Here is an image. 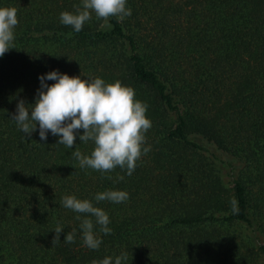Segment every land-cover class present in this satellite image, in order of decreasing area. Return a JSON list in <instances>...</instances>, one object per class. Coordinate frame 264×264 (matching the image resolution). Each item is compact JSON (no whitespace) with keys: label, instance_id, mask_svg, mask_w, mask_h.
<instances>
[{"label":"trees","instance_id":"trees-1","mask_svg":"<svg viewBox=\"0 0 264 264\" xmlns=\"http://www.w3.org/2000/svg\"><path fill=\"white\" fill-rule=\"evenodd\" d=\"M0 7H15L19 21L14 48L0 57V264H114L124 254L122 264L264 259V0H126L123 21L93 13L80 32L60 14H75L82 0ZM52 71L119 81L147 105L151 150L131 175L81 168L72 153L94 148L80 141L82 129L73 148L51 132L40 140L38 125L31 137L19 129L18 102L31 111L39 77ZM109 190L128 199L95 200ZM68 195L104 210L111 234L63 207ZM77 215L93 220L98 249L83 244ZM57 225L64 230L53 246Z\"/></svg>","mask_w":264,"mask_h":264},{"label":"clouds","instance_id":"clouds-1","mask_svg":"<svg viewBox=\"0 0 264 264\" xmlns=\"http://www.w3.org/2000/svg\"><path fill=\"white\" fill-rule=\"evenodd\" d=\"M93 13L97 19L105 22L112 17L121 22L131 15V9L126 7V0H82V8L78 7L75 14L62 12L60 21L71 26L75 32H80ZM18 23L15 7H0V57L14 48V29ZM39 79L41 89L38 90L35 104L31 105V111L20 100L16 113L11 117L25 136L31 137L38 125L40 140L46 141L47 134L51 132L53 136L59 137L58 144L73 148L76 133L82 129L80 141H92L94 148L90 156L82 155L79 149L72 153L81 168L108 173L119 167L126 169L127 174L131 175L142 154L151 150L150 146L144 145L145 133L152 127L146 116L147 105L135 98L134 90L123 86L119 81L106 84L101 78L81 79L79 76L70 77L58 71L49 72ZM45 80L55 83L48 85ZM127 199L128 193L119 190H109L95 196L97 202L107 200L121 203ZM232 203L235 212V201ZM61 204L76 213L86 214V217H94L100 231L105 235L111 234L112 230L108 227L109 216L89 200L68 195L62 198ZM76 219L81 220V216L77 215ZM93 227L92 219L81 220L83 244L96 250L102 241L94 234ZM63 230L61 225L54 229L56 235L52 241L53 246L60 241ZM63 240L74 243L75 229L68 232ZM126 258V254L118 256L114 264H122V259ZM99 264H112V258L106 257Z\"/></svg>","mask_w":264,"mask_h":264},{"label":"rangeland","instance_id":"rangeland-1","mask_svg":"<svg viewBox=\"0 0 264 264\" xmlns=\"http://www.w3.org/2000/svg\"><path fill=\"white\" fill-rule=\"evenodd\" d=\"M223 154V157H225L226 159H231L228 155H226V154H224V153H222ZM216 165H217V167L220 169V172L221 173H223L224 172V170H223V168H221V166L222 165H220L219 163H216ZM223 167V166H222ZM223 179H224V177H223ZM259 264H264V259H260L259 260Z\"/></svg>","mask_w":264,"mask_h":264}]
</instances>
